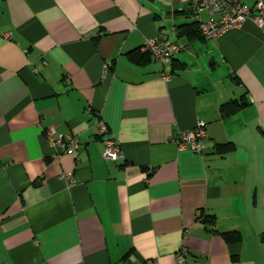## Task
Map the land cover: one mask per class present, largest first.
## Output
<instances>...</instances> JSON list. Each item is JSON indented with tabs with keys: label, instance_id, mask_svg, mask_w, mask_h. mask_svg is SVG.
Instances as JSON below:
<instances>
[{
	"label": "crops",
	"instance_id": "1",
	"mask_svg": "<svg viewBox=\"0 0 264 264\" xmlns=\"http://www.w3.org/2000/svg\"><path fill=\"white\" fill-rule=\"evenodd\" d=\"M208 20L191 0H0V264H264V27L206 40ZM160 31L172 61L132 62ZM198 122L201 152L179 148Z\"/></svg>",
	"mask_w": 264,
	"mask_h": 264
},
{
	"label": "built area",
	"instance_id": "2",
	"mask_svg": "<svg viewBox=\"0 0 264 264\" xmlns=\"http://www.w3.org/2000/svg\"><path fill=\"white\" fill-rule=\"evenodd\" d=\"M191 11L193 13L206 11L209 16L208 21L199 23L200 34L206 40H216L225 32L240 28L247 20H252L259 28L264 27V0H254L252 7L237 0H191ZM181 49L182 46L171 41L166 32L160 31L155 37L146 40L142 52L149 54L153 60L161 64H169ZM101 131L107 133V128L103 124ZM43 137L51 146L76 158L79 147L77 138L56 134L52 127L44 132ZM205 137V124L198 122L194 128L180 132L175 144L179 148H188L193 153H200ZM118 156L119 147L110 135L104 140L102 158L108 162H115ZM66 177L71 183L75 182L72 174L68 173ZM186 256L187 251L180 249L175 256V264H183Z\"/></svg>",
	"mask_w": 264,
	"mask_h": 264
},
{
	"label": "trees",
	"instance_id": "3",
	"mask_svg": "<svg viewBox=\"0 0 264 264\" xmlns=\"http://www.w3.org/2000/svg\"><path fill=\"white\" fill-rule=\"evenodd\" d=\"M197 31H198V34L201 36L200 31H199V24L197 25ZM141 56H143V55L139 54L138 52L137 53L134 52V53L130 54V59H131L132 62H136V63L145 62L146 63L149 60V57H150L149 54L146 53L143 56L145 58L143 60V57H141ZM240 107L241 106L236 104L235 102H230V103L222 105L221 106V111L223 113H225V114L233 113V112L235 113ZM232 148H233L232 144L218 145L216 147V152L215 153L216 154L227 153V152L231 151ZM202 222L212 225V224H214V217L211 216L209 219L203 218ZM221 236L228 243L240 241V235H238L237 233H222Z\"/></svg>",
	"mask_w": 264,
	"mask_h": 264
}]
</instances>
